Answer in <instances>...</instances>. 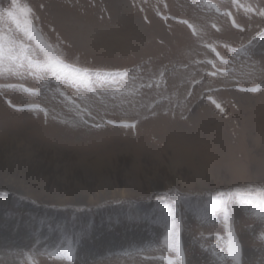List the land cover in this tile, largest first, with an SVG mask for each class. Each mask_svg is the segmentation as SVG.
Returning a JSON list of instances; mask_svg holds the SVG:
<instances>
[{"label":"rangeland","instance_id":"374dc122","mask_svg":"<svg viewBox=\"0 0 264 264\" xmlns=\"http://www.w3.org/2000/svg\"><path fill=\"white\" fill-rule=\"evenodd\" d=\"M257 9L0 0V264H264Z\"/></svg>","mask_w":264,"mask_h":264},{"label":"snow or ice","instance_id":"6c2138e0","mask_svg":"<svg viewBox=\"0 0 264 264\" xmlns=\"http://www.w3.org/2000/svg\"><path fill=\"white\" fill-rule=\"evenodd\" d=\"M16 3H17V0H13L14 6L16 5ZM257 11L261 17H264V9H257ZM13 15H14L13 12H11V11L8 12L9 17H12ZM241 30L243 31V29H241ZM2 40H3V37L0 36V41H2ZM2 57H3V46H2V44H0V58H2ZM13 59H15V57H13ZM209 63H211V61H209ZM45 66L52 68L53 71H56L58 69H62L63 67H66L67 65H65L63 63V61H61L59 59H50L49 62ZM37 67H39V65H37ZM72 72H73V74H75L76 77L80 76V70L73 68ZM212 103L215 104V107L217 109H219L221 112L224 111V109L222 108V106L219 103H216V101H212ZM236 248H237V251L234 253V255L232 257L233 259H235L236 257H238L241 254L239 251V245L238 244L236 245ZM69 255H71V253H69Z\"/></svg>","mask_w":264,"mask_h":264}]
</instances>
